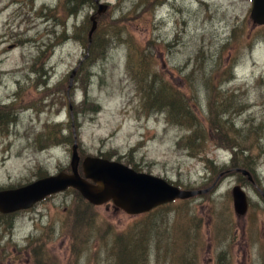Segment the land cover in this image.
Listing matches in <instances>:
<instances>
[{"label":"rangeland","instance_id":"rangeland-1","mask_svg":"<svg viewBox=\"0 0 264 264\" xmlns=\"http://www.w3.org/2000/svg\"><path fill=\"white\" fill-rule=\"evenodd\" d=\"M98 2L89 41L96 0H0V115L12 114L0 191L71 173L76 141L81 175L100 156L203 193L138 215L74 188L52 194L0 213V264H129L116 246L129 236L139 264H264V25L252 0ZM161 86L182 96V123L159 111ZM235 185L249 200L240 216Z\"/></svg>","mask_w":264,"mask_h":264},{"label":"water","instance_id":"water-1","mask_svg":"<svg viewBox=\"0 0 264 264\" xmlns=\"http://www.w3.org/2000/svg\"><path fill=\"white\" fill-rule=\"evenodd\" d=\"M96 3L98 8L90 16L92 25L88 32L89 41L96 29L97 17L107 8V5L99 3L98 0ZM249 16L254 25H264V0H252ZM73 74L74 70L70 78ZM79 164L78 144L74 141L70 157L71 173L60 172L18 188L1 190L0 213L29 209L46 197L69 187L76 189L92 205L111 203L115 210H121L128 215L146 213L157 206L203 193L202 190L180 188L162 177L137 172L118 161L99 156H85L82 159V175L78 171ZM237 171L252 180L250 172L242 168ZM261 194L264 198V191ZM231 195L235 214H246L248 198L245 190L240 185H235Z\"/></svg>","mask_w":264,"mask_h":264},{"label":"trees","instance_id":"trees-1","mask_svg":"<svg viewBox=\"0 0 264 264\" xmlns=\"http://www.w3.org/2000/svg\"><path fill=\"white\" fill-rule=\"evenodd\" d=\"M108 41V40H106ZM87 44H88V39L86 40ZM94 46L93 43L91 44H88V46ZM172 90L166 88L165 86H161V89L159 90V93L160 94H164L163 97L161 98V101L162 103L160 104V110L159 111H162L163 109H167V111L169 112V117L170 119H174V121L177 123H182L181 122V117H188L189 114H188V110H186V104L182 101V96L181 95H176L175 92H170ZM171 95L173 96V98H171ZM171 106L173 108H171ZM174 109V110H173ZM93 111H98L97 108H94ZM12 115V114H11ZM10 114H1L0 115V122H2L0 124V126H2V128L4 129L8 124V122H5L4 119H7L9 117H11ZM5 126V127H4ZM189 129H192L190 128V126H187ZM8 128V127H7ZM63 139H65V137H63ZM46 140V138L44 139V141ZM232 151H237V148L236 147H232ZM245 167L248 168V165L247 164H244ZM245 169V168H243ZM247 170V169H245ZM248 172H252L253 173V168L251 169H248L247 170ZM239 173H241L240 171H237ZM242 174V173H241ZM243 175V174H242ZM247 177V176H246ZM167 180V179H166ZM168 181V180H167ZM169 183H171L170 181H168ZM173 185H176L178 187H180L179 185L177 184H174V183H171ZM24 186V185H23ZM21 187V186H20ZM182 188V187H180ZM71 188H68L66 190H69ZM184 189V188H183ZM77 191V190H76ZM78 192V191H77ZM79 193V192H78ZM49 197V196H48ZM79 197L82 199V200H86L84 199L80 193H79ZM47 198V197H46ZM45 198V199H46ZM44 199V200H45ZM189 199V198H188ZM188 199H183L184 201H187ZM87 204L89 203L87 200L85 201ZM172 203V202H171ZM90 204V203H89ZM92 205V204H91ZM165 205V204H164ZM20 211V210H19ZM17 212V211H15ZM2 214H8V213H2ZM137 245V242H134V238L133 237H128V242L126 243L124 240H119L116 242V246L119 247V258L122 260V262L126 261L125 260V256H126V253L128 254V258H130V262L129 264H139V259H140V256L137 254V252L139 250H137V248H135V246ZM138 245L141 247L142 244L140 243V241H138ZM128 250H135V253L134 254H130L128 253ZM42 259L41 258H38V261L40 264H45V262H43V260L41 261ZM127 264V262H126Z\"/></svg>","mask_w":264,"mask_h":264}]
</instances>
